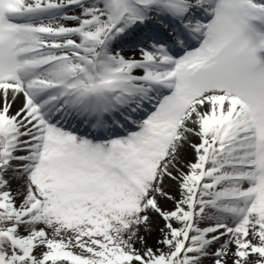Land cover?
Instances as JSON below:
<instances>
[{
  "label": "snow or ice",
  "instance_id": "snow-or-ice-1",
  "mask_svg": "<svg viewBox=\"0 0 264 264\" xmlns=\"http://www.w3.org/2000/svg\"><path fill=\"white\" fill-rule=\"evenodd\" d=\"M209 259L264 264V0H0V264Z\"/></svg>",
  "mask_w": 264,
  "mask_h": 264
},
{
  "label": "bare ground",
  "instance_id": "bare-ground-1",
  "mask_svg": "<svg viewBox=\"0 0 264 264\" xmlns=\"http://www.w3.org/2000/svg\"><path fill=\"white\" fill-rule=\"evenodd\" d=\"M124 55H126V56L135 55L138 57L139 52L138 51L133 52L131 50H125ZM20 106H21V102L18 101L14 105L12 111L15 112ZM192 140L194 143H199V140L196 137H193ZM194 158H195V153H194L193 149L189 146H185V148L182 152V160H184V163L187 164L189 162H193ZM18 187H19V184L16 181H13L12 185H11V191L13 192V194L16 193ZM165 187H166V190L170 191L172 195L177 196V198L179 197V187L175 183H173V182L171 183L170 181L166 180ZM18 201H19V198H18ZM173 207H174V204L172 201H168L165 204L166 209H172ZM162 227H163V221L161 219H159L158 217L154 218L153 225H152V231L150 234H147V236H146L147 246L153 247L154 249L159 247V245L157 244V240L161 237V233H160L159 229ZM136 246H137V248L141 247V245L139 243ZM205 262H209L208 264H212L211 260H206Z\"/></svg>",
  "mask_w": 264,
  "mask_h": 264
},
{
  "label": "rangeland",
  "instance_id": "rangeland-1",
  "mask_svg": "<svg viewBox=\"0 0 264 264\" xmlns=\"http://www.w3.org/2000/svg\"><path fill=\"white\" fill-rule=\"evenodd\" d=\"M70 24H72V23H70ZM183 162H184V160H183ZM184 164H186V163H184ZM185 170H187V168L185 167L184 168V171ZM167 181H170L171 183L173 182V183H175L176 184V182L175 181H171V180H167ZM166 183V182H165ZM178 185V184H177ZM137 247V246H136ZM77 251H78V249H77ZM210 260V259H209ZM209 262H205V264H208ZM211 263H212V261H211Z\"/></svg>",
  "mask_w": 264,
  "mask_h": 264
}]
</instances>
